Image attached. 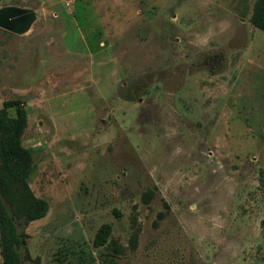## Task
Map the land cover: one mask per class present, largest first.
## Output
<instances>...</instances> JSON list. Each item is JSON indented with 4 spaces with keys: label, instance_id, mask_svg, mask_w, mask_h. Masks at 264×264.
<instances>
[{
    "label": "rangeland",
    "instance_id": "374dc122",
    "mask_svg": "<svg viewBox=\"0 0 264 264\" xmlns=\"http://www.w3.org/2000/svg\"><path fill=\"white\" fill-rule=\"evenodd\" d=\"M258 2L0 0L37 13L0 29V110L25 105L49 204L23 264H264Z\"/></svg>",
    "mask_w": 264,
    "mask_h": 264
},
{
    "label": "trees",
    "instance_id": "16d2710c",
    "mask_svg": "<svg viewBox=\"0 0 264 264\" xmlns=\"http://www.w3.org/2000/svg\"><path fill=\"white\" fill-rule=\"evenodd\" d=\"M252 23L264 32V0H259L252 15ZM14 109L16 115H9ZM27 126L25 105L21 101H8L0 110V255L2 264H23L20 249L25 234L18 223L28 226L44 218L49 211L47 201L35 196L28 178L32 154L22 144ZM149 197V195L147 194ZM149 199L147 198L146 201ZM111 226L104 224L95 238V245H106Z\"/></svg>",
    "mask_w": 264,
    "mask_h": 264
},
{
    "label": "water",
    "instance_id": "95a60500",
    "mask_svg": "<svg viewBox=\"0 0 264 264\" xmlns=\"http://www.w3.org/2000/svg\"><path fill=\"white\" fill-rule=\"evenodd\" d=\"M37 13L33 9L19 6L0 8V29L15 35L26 34L35 23Z\"/></svg>",
    "mask_w": 264,
    "mask_h": 264
}]
</instances>
